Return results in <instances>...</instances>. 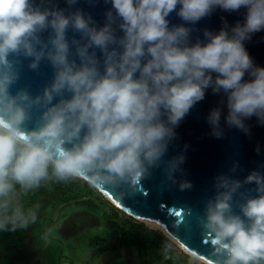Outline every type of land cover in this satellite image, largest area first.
Masks as SVG:
<instances>
[{
  "label": "clouds",
  "instance_id": "clouds-1",
  "mask_svg": "<svg viewBox=\"0 0 264 264\" xmlns=\"http://www.w3.org/2000/svg\"><path fill=\"white\" fill-rule=\"evenodd\" d=\"M75 2L68 0L70 5ZM111 3L122 19L118 27L123 37L115 35L111 11L106 14L108 22L98 29L79 10L66 16L54 7L42 10L31 0H0V215L4 217L0 229L9 221L13 228L17 221L26 225L13 200L53 177L80 178L99 187L126 186L125 194H135L151 169L164 163L174 128L210 86L214 93L227 94L229 126L247 132L244 121L253 115L264 124V67L254 65L244 46L252 34L264 30V0ZM178 4V15L191 23L217 6L227 11L244 7L247 13L243 24L231 28V35L226 29L217 34L205 30L208 42L189 46L190 29L169 28L166 19ZM69 26L86 40L72 41L79 64L69 59ZM49 27L54 36L46 43L40 33ZM90 48L103 53V71ZM10 54L34 58L29 65L34 70L47 58L55 68L54 82L35 97L26 90L10 94L18 79ZM213 72L218 74L215 79ZM246 72L253 79L242 82ZM65 92L71 97L64 98ZM57 96L60 99L53 104ZM34 107L43 111L29 129ZM220 116L214 109L208 117L217 138L223 135ZM183 161L181 155L166 162L165 172L173 183ZM252 183L259 195L239 193L242 215L234 214V195ZM179 187L192 185L182 181ZM215 187V197L198 218L203 242L210 249L207 259L177 243L173 235L169 239L188 257L187 264H264V175L253 171L243 182L222 175ZM30 215L35 220V214Z\"/></svg>",
  "mask_w": 264,
  "mask_h": 264
},
{
  "label": "water",
  "instance_id": "water-1",
  "mask_svg": "<svg viewBox=\"0 0 264 264\" xmlns=\"http://www.w3.org/2000/svg\"><path fill=\"white\" fill-rule=\"evenodd\" d=\"M31 2L40 6L42 10L53 7L61 9L66 16L79 10L86 18L90 16L92 18L90 25L98 29L108 22L106 14L111 11L116 18V22L112 25L115 35L118 38L124 35L118 27L122 19L117 16L111 0H76L71 5L68 0H31ZM180 7L181 5L178 4L176 10L166 19L169 21V28L183 25L190 29L189 46L196 44L197 41L202 45L206 44L208 39L204 35L205 30L217 34L221 29H226L231 35V28L237 23L243 24L247 13L244 7L238 11H227L217 6L210 15L191 23L184 21L178 15ZM40 36L47 43L54 36V32L49 27L40 33ZM66 39L70 47L69 59H75L79 64L76 45L72 41L75 39L83 44L86 40L71 26L66 30ZM244 46L254 65L264 67V30L252 34L251 39L244 41ZM118 50L123 51L122 48ZM92 51H95L103 71V53L99 48H90L89 52ZM9 59L15 62L18 72V79L9 88L10 94L16 95L18 91L26 90L30 96L35 97L42 95L44 88L54 82L55 68L47 58H42L35 70L29 66L34 59L32 57L23 55L17 57L10 54ZM144 62L146 60H142V63ZM136 75L138 77L139 73ZM211 75L215 79L218 74L213 72ZM251 79L253 77L246 72L242 82ZM70 97L71 93H64V98ZM59 99L58 96L54 97L52 103L55 104ZM214 109H219L221 112L220 129L223 135L219 138L213 135V126L208 120ZM42 111L43 109L35 107L31 110V119L27 124L29 129L35 126ZM227 115V94L222 90L214 93L212 87H208L204 98L197 102L174 128L175 136L168 144L167 152L163 157L164 163L158 168L151 169V175L142 180L135 194H125L126 186L95 187L117 208L133 217L160 224L167 234L173 235L180 244L207 259L210 249L203 242L198 218L204 215L207 201L216 195L217 178L223 175L243 182L253 171L264 175V124L253 115L244 121L248 128L245 132L235 126H229L226 122ZM181 155L184 161L174 174L176 182L173 183L166 175V162ZM182 181L190 182L191 189L181 190L179 184ZM255 188L254 183L244 184L234 195V214L242 215L239 204L244 201L239 193L256 197L259 194Z\"/></svg>",
  "mask_w": 264,
  "mask_h": 264
},
{
  "label": "rangeland",
  "instance_id": "rangeland-1",
  "mask_svg": "<svg viewBox=\"0 0 264 264\" xmlns=\"http://www.w3.org/2000/svg\"><path fill=\"white\" fill-rule=\"evenodd\" d=\"M93 188L98 199L109 201L95 186ZM55 199H59V194L44 189L40 200L42 207L32 221L30 237L16 255L20 264H139L137 256L130 250L94 256V248H90V245L100 242V236L105 237L107 234L104 222L100 219L104 213L101 211L99 216L98 212L79 203H67L54 212L51 200ZM102 207H106L110 214L130 227L148 235L159 234L167 238L178 255L186 256L160 229L138 220L114 204Z\"/></svg>",
  "mask_w": 264,
  "mask_h": 264
},
{
  "label": "trees",
  "instance_id": "trees-1",
  "mask_svg": "<svg viewBox=\"0 0 264 264\" xmlns=\"http://www.w3.org/2000/svg\"><path fill=\"white\" fill-rule=\"evenodd\" d=\"M44 189L59 194V199L51 200L54 212L67 203H79L98 212L99 216L101 211L104 213L100 219L104 222L107 234L105 237L100 236V242L90 245V248H94V256H99L105 252L116 253L130 250L137 256L139 264H187L188 257L178 255L175 250L168 247L171 242L167 238L159 234H145L110 214L107 208H103L102 205L112 206V204L107 200L103 201V198L98 199L90 183L79 180V178L60 181L54 177L42 181L41 186L37 189L19 193L13 200L12 206L20 208L25 219H27V224L23 225L21 221H17L15 228H13L9 221L4 229H0V264H20L16 255L30 237L33 221L30 213L36 215L37 211L41 209L40 200ZM8 215H11V212ZM3 218V215H0V219ZM110 238L112 239L109 241Z\"/></svg>",
  "mask_w": 264,
  "mask_h": 264
},
{
  "label": "bare ground",
  "instance_id": "bare-ground-1",
  "mask_svg": "<svg viewBox=\"0 0 264 264\" xmlns=\"http://www.w3.org/2000/svg\"><path fill=\"white\" fill-rule=\"evenodd\" d=\"M135 218H137L138 220H140V221H142V222H144V223H146V224H148V225H150L152 227H155L157 229H160L164 234H166L168 237H170V235L167 234V232L164 230V228H162V226H160V224H158V223H156L154 221H145V220H143L141 218H138V217H135ZM173 239H175V238H173ZM177 243H179V242L177 241Z\"/></svg>",
  "mask_w": 264,
  "mask_h": 264
}]
</instances>
